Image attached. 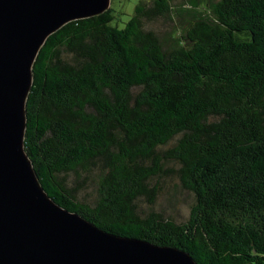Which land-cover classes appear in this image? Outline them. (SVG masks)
<instances>
[{
  "label": "trees",
  "instance_id": "obj_1",
  "mask_svg": "<svg viewBox=\"0 0 264 264\" xmlns=\"http://www.w3.org/2000/svg\"><path fill=\"white\" fill-rule=\"evenodd\" d=\"M113 20L67 23L38 52L24 150L40 185L112 235L264 264V0H151ZM166 177L193 198L181 223L139 205Z\"/></svg>",
  "mask_w": 264,
  "mask_h": 264
},
{
  "label": "water",
  "instance_id": "obj_2",
  "mask_svg": "<svg viewBox=\"0 0 264 264\" xmlns=\"http://www.w3.org/2000/svg\"><path fill=\"white\" fill-rule=\"evenodd\" d=\"M110 0H0V264H197L176 248L105 232L56 204L24 150L32 69L46 39Z\"/></svg>",
  "mask_w": 264,
  "mask_h": 264
},
{
  "label": "rangeland",
  "instance_id": "obj_3",
  "mask_svg": "<svg viewBox=\"0 0 264 264\" xmlns=\"http://www.w3.org/2000/svg\"><path fill=\"white\" fill-rule=\"evenodd\" d=\"M151 0H110V8L113 11L114 20L113 24L117 25L119 28H122L125 23L131 18L134 13L135 6L141 2H150ZM187 0H172L174 4L185 3ZM175 23H162L158 21L153 24V27L158 29L163 35L166 31H171L172 27ZM170 167H174L170 165ZM74 177L70 178V182L68 183L71 186H74L72 180ZM92 179L94 177H90L84 184H82L79 189V198L91 203L94 199L95 191ZM160 192L157 197V201L154 206H149L145 201H141L139 203L142 211L148 212L150 210L157 211L163 214L165 217H168L172 220H175L178 223L185 221L188 217L190 207L193 203L192 196L181 189L178 183L174 180V178L166 177L163 178L159 183Z\"/></svg>",
  "mask_w": 264,
  "mask_h": 264
}]
</instances>
